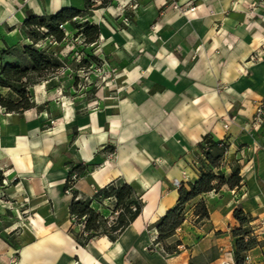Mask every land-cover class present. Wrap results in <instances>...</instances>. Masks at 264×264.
Returning <instances> with one entry per match:
<instances>
[{
    "label": "crops",
    "instance_id": "crops-1",
    "mask_svg": "<svg viewBox=\"0 0 264 264\" xmlns=\"http://www.w3.org/2000/svg\"><path fill=\"white\" fill-rule=\"evenodd\" d=\"M19 1L0 0V19L18 11ZM75 1L30 0L28 7L37 14H50L71 7ZM189 1L198 7L188 15L172 9L160 15L159 8L167 0L144 1L138 24L131 30L144 51V66L154 60L153 66L148 70L145 87L122 99L118 114L104 120L96 113L79 117L75 109L64 108L61 129L66 132L73 128L75 132L68 149L69 160L105 164L84 174L68 193L67 165L56 172L45 170L27 189L18 188L22 198L27 193L38 196L32 204L37 206L38 223L30 231L36 239L16 249L0 237V255L5 254L0 256V264H11L9 258L14 252L18 254L17 264H196L197 260L200 264H236L234 241L227 243L224 239L229 235H216L229 222L235 223L233 209L222 218L212 207L210 217L199 226L186 220L175 234L184 247L177 255L149 248L153 232L148 226L178 202L175 181L188 184L199 177V158H204L200 143L206 135L216 141L225 140L229 145L227 162L237 158L246 168L239 187L241 197L225 194L224 202L228 206L242 204L254 217L257 233L264 230V122L259 128L252 125L256 102H264V52L257 59L250 58L254 52L264 50V17L247 18L237 0H180L183 4ZM153 22L158 35L150 30ZM218 22L223 34L217 32ZM201 44V54L191 60L194 47ZM30 113L17 116L35 126L38 121L28 117ZM13 115L7 113V120L0 116L2 165L8 162V155L13 164L19 161L17 147L3 148L7 140H2V135L14 140L13 136L21 133L8 122ZM109 142L117 146L116 160H106L104 152L99 151ZM116 179L144 189L141 214L114 241L101 235L86 245L79 244L61 223L69 216L71 225L72 192L78 191L81 198L92 197ZM27 231L21 234L27 235ZM257 248L264 246L250 250L252 260L246 264H264V255H259L261 250Z\"/></svg>",
    "mask_w": 264,
    "mask_h": 264
},
{
    "label": "rangeland",
    "instance_id": "rangeland-1",
    "mask_svg": "<svg viewBox=\"0 0 264 264\" xmlns=\"http://www.w3.org/2000/svg\"><path fill=\"white\" fill-rule=\"evenodd\" d=\"M144 1L76 0V3H72L71 7L80 9V15L74 17L72 22L62 25L65 35L59 41L53 36L37 41H33L28 37L23 28V22L30 11L34 12L28 7L32 4L30 0H20L18 11L7 14L8 18L5 15L3 20L0 19V70L1 66L6 63L19 64L23 67L29 64L24 54V46L27 44H33L34 47L45 50L61 64L60 67L54 68L44 77L39 78L35 84L30 85L27 89L28 95L24 98H21L20 95L9 87L0 86V95L4 98L15 99L20 102L22 107L29 103L33 104L30 109L34 108V111L30 110L31 113L28 117L35 118V121H38L35 126L29 125L27 121H22L17 116V114L22 115L23 113L13 112L14 115L9 118L8 122L20 130L21 133L13 136L14 140H12V136L2 135V140H7L3 144L4 149H8L9 147H17L19 149V161L13 164L10 156L7 154L8 162L2 166L0 165V235L6 236L9 240L7 242L11 246L16 247V249L22 243L36 239V235L30 233V231L36 228L38 223V210L35 209L37 206H32L38 196L27 193L23 194L22 198L21 194H18V188L27 189L28 185L33 184L36 179L41 177V173H44L45 170L56 172L59 168L67 165L70 185H73L66 190V193H68L72 191L76 182L83 179L84 174L91 170L101 169L105 164H87L83 172H71L72 168L78 164V162L70 161L68 155V149L72 147L75 132L73 128L67 129L66 132L64 129H61L64 108L68 106V108L75 109L79 117L96 113L99 118L107 120L109 116L113 117L119 113V105L122 99L137 88L145 87L147 75L150 74L148 70L152 68L154 60H150L151 62L144 66V62L141 61L144 51L136 43V34L131 30L132 26L138 24V19L142 15L141 8L144 5ZM29 2L30 4L27 5ZM237 3L242 4L244 15L247 18L264 17V0H237ZM197 7L198 5L194 1L183 4L180 0H167L159 8V12L160 15H164L168 9H172L181 14L188 15V13L194 12ZM26 9H29V11H26ZM210 12L213 13V10ZM225 13L228 14V12ZM85 20H89L90 24H97L99 29L97 36L89 38L83 33L82 28H77ZM218 23L219 28H217V32L223 34L221 23ZM156 26V22H153L150 25V30L156 32L158 35L159 31L156 30ZM43 31L45 32L46 30ZM202 50V44L195 46L194 51L190 54L191 60L196 59ZM174 51L177 52L176 50ZM263 51L260 50L254 52V54H258L260 57ZM148 52L150 54L153 53L150 50ZM150 58H154V56H150ZM26 80L24 79L23 81ZM219 87L222 86L220 85ZM7 112L8 110L0 104V116L5 118L4 116L7 115ZM107 126L108 123L105 122L104 127ZM226 145L224 157L218 167L210 168L206 164H203V157L199 158L201 165L205 170L211 169L217 176L223 174L225 178H229L234 168L239 166L242 176L244 171L246 172V168L242 166L237 158L231 159V163L227 162L226 157L229 149L227 142ZM99 151L104 152L106 160H116L117 146L114 143L109 142L100 147ZM203 155L205 159L204 152ZM153 164H157L156 159ZM214 183L219 185L218 189L202 194L187 203L185 221L188 220L192 224L199 226L210 217V209L212 207L217 208L218 217L222 218L227 217L231 209H233L234 216V210L237 207H242L251 216L252 220L247 226L251 230V235L256 236L258 240V243L250 250L258 246H264V230L259 234L257 233L258 229L256 224L253 223L254 217L251 213L242 204L228 206V202H224L227 198L225 194L241 197L242 190L239 187L231 188L228 184H223L222 178H218ZM229 188L232 191L236 190V192L232 193ZM141 189L144 195V189L142 187ZM20 197L22 199H19ZM200 200H204L209 209V217L204 220L199 219L195 214L196 205ZM214 200L219 201V203H215ZM102 202H95V204L101 208L106 207L108 210L114 207V203L110 200L106 199ZM68 217L61 222H64V225L66 224L63 228L64 231L68 235L69 230L71 231L72 228L80 231L82 225H74L72 217L70 225ZM155 224L151 226L147 225L148 231L153 232L152 243L149 246L151 250L163 252V248L166 245L175 243L177 240L181 241V244L178 246L179 252L180 248H184L181 246L182 240L175 236L177 230L172 237L161 243L157 242L158 230ZM239 226L240 223L236 219L235 223L229 222L225 229L217 230L216 235L225 238L229 235V238L224 239V242L230 243V241H234L233 245L236 250L237 237L234 236L233 230ZM24 231H27L28 234L22 235L21 233H24ZM72 234L75 236L73 232ZM257 249L261 250V254L259 253V255H264V248ZM249 251L246 253L245 264L252 260ZM163 253L166 254L165 252ZM178 253H173L172 255H177ZM1 255H5L4 252ZM9 259L11 264H17L19 260L18 254L14 252ZM72 261L75 262V258ZM195 262L196 264H200L201 260Z\"/></svg>",
    "mask_w": 264,
    "mask_h": 264
},
{
    "label": "trees",
    "instance_id": "trees-1",
    "mask_svg": "<svg viewBox=\"0 0 264 264\" xmlns=\"http://www.w3.org/2000/svg\"><path fill=\"white\" fill-rule=\"evenodd\" d=\"M80 12L81 10L76 7H65L55 13L44 15L30 11L23 22V28L33 41L49 36H53L59 41L65 35L62 25L72 22L74 17L80 15ZM77 28H82L83 33L89 38L97 36L99 32L97 24H90L89 20L80 23ZM24 54L29 64L23 67L19 64L6 63L1 66L0 70V86L9 87L21 98L28 95L27 89L30 85L35 84L39 78L44 77L48 72L61 65L56 58L45 50L34 47L33 44L24 46ZM24 79L27 80L23 81ZM0 104L8 110L7 113H25L32 110L30 108L33 106L29 103L22 107L20 102L12 98L6 99L2 95H0ZM226 147L224 140L216 141L212 136L206 135L200 143V148L206 156L202 160L203 164L210 168L218 167L224 157ZM86 165L85 163H78L72 168L71 172H82L86 169ZM218 178H222L223 184H228L231 188L240 187L243 180L239 166L234 168L229 178H225L223 174L217 176L211 169L205 170L200 165L199 177L193 182H188V184L182 182L178 187L179 198L177 204L156 222L157 242L161 243L172 237L182 225L186 218L187 203L202 194L219 188V185L214 183ZM72 186L68 178L65 189L67 190ZM72 193L70 214L74 220L73 224L82 225V229L76 231L72 228L71 232L75 234L77 242L81 245H86L92 238L101 235H106L113 241L116 240L141 214L145 205L141 187L124 179H116L100 187L92 197L81 198L76 190ZM106 199L114 203L111 210L106 209V207L101 208L95 204V202H102ZM110 206L112 205L110 204ZM196 207L195 214L199 219L204 220L209 217V209L204 200H200ZM234 216L240 223V226L233 230L234 236L237 237L235 260L236 264H245L246 253L258 243V240L256 236L251 235V230L247 226L252 220L251 216L242 207H237L234 210ZM0 237L9 242L6 236L0 235ZM180 244L181 241L177 240L175 243L166 245L163 252L169 255L178 253Z\"/></svg>",
    "mask_w": 264,
    "mask_h": 264
},
{
    "label": "built area",
    "instance_id": "built-area-1",
    "mask_svg": "<svg viewBox=\"0 0 264 264\" xmlns=\"http://www.w3.org/2000/svg\"><path fill=\"white\" fill-rule=\"evenodd\" d=\"M258 57H259L258 54H254L251 56L252 59H257ZM263 122H264V102L260 101V102H256L255 104V112L252 119V125L254 128H259ZM228 125L229 124H225V127L228 128ZM182 182L183 181L181 180H176L175 184L176 186L179 187L182 184ZM224 264H229V263L224 262Z\"/></svg>",
    "mask_w": 264,
    "mask_h": 264
},
{
    "label": "bare ground",
    "instance_id": "bare-ground-1",
    "mask_svg": "<svg viewBox=\"0 0 264 264\" xmlns=\"http://www.w3.org/2000/svg\"><path fill=\"white\" fill-rule=\"evenodd\" d=\"M2 166V164H0Z\"/></svg>",
    "mask_w": 264,
    "mask_h": 264
}]
</instances>
